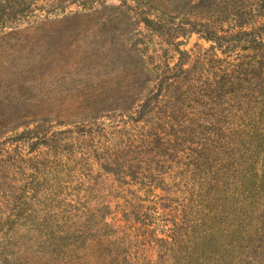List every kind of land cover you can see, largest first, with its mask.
<instances>
[{"label": "rangeland", "instance_id": "374dc122", "mask_svg": "<svg viewBox=\"0 0 264 264\" xmlns=\"http://www.w3.org/2000/svg\"><path fill=\"white\" fill-rule=\"evenodd\" d=\"M101 1L108 9L91 7H125L124 0ZM81 10L75 1L49 12L54 19ZM185 17L214 21L190 11ZM235 18L216 22L224 45L188 29L167 38L173 47L139 20L128 35L125 25H109L111 34L102 43L94 38L88 51L41 39L34 53L0 52V111L7 113L0 264H264V105L245 100L238 85L223 86L220 114L187 113L181 129L175 124L155 139L142 138L145 118H128L158 90L155 65L164 70L183 58L177 49L188 54L186 68L207 70L209 83H226L224 73L249 63L251 47L240 32L257 30L264 17L242 27ZM138 43L143 54L129 60L137 63L121 66ZM141 59L153 74L134 84L130 74ZM89 61L91 76L71 68Z\"/></svg>", "mask_w": 264, "mask_h": 264}, {"label": "trees", "instance_id": "16d2710c", "mask_svg": "<svg viewBox=\"0 0 264 264\" xmlns=\"http://www.w3.org/2000/svg\"><path fill=\"white\" fill-rule=\"evenodd\" d=\"M75 1L80 4L81 12L65 15L62 18L57 16L53 19L50 17L52 11L49 12V10L62 11L65 5ZM132 1L133 5L131 6L129 0H124L125 7L123 9L115 7L113 13H110L107 10L102 11L91 7L94 3V6L100 4L105 8L106 3L104 1L100 3V0H0V52L2 54L7 53V55L34 53L36 49H34L33 44L41 42V39L44 41L65 40L67 49L72 52L75 51V48L88 51L92 47L94 38L98 40L100 35L102 43L106 36L111 34V27L107 28L109 25H125L127 32L124 34L128 35L134 22L139 20H142L146 27L150 28L151 34L154 31H162V38L164 36L166 38L162 40L163 44L167 43L173 47H175V43L169 42L170 39L167 38H176L178 34L187 33L188 29L195 30V33L203 38L210 41L214 39L217 43L224 45L227 37L220 34L222 30L216 23L222 21L224 16L236 17L234 26L239 23V27H242L240 24L264 17V0H199L198 2L193 0L192 2L188 1V3L185 0H178L175 5H170L168 0ZM172 6L176 7L174 11L170 9ZM37 11L44 13L38 16ZM187 11L198 15L209 14V17L214 21L212 24L200 21L193 22L190 18L185 17ZM99 15L102 17L99 18ZM95 18L99 19L97 24H93ZM7 22L16 26L8 28ZM119 22L120 24H118ZM21 23L26 25L24 27L22 25L17 26ZM7 28L10 29L9 32L6 31ZM99 28L100 30H98ZM119 28L112 27V30L114 29L116 32L120 30ZM240 34L246 36L240 41L249 42L252 56L249 63L237 66L233 74L224 73L223 79L226 83L221 79L215 83H209L202 75L207 72L203 67L202 69L205 71L202 72L197 68H186L184 55L188 54L180 51V49L175 51L183 58L174 66L167 64L166 68L162 70L155 65V69H157L155 72L158 75V90L148 96L149 101L138 105L136 111L128 115L131 120L130 123L138 122L143 118L146 119L148 130H143L142 138L155 139V137H161L166 130H176L178 127L175 124H178L181 129L183 124L188 122L186 114L190 112L196 116L205 114L208 117H216L215 113L220 114L222 107V105H218L217 100L226 93L220 89L223 86L238 85L236 89L245 93V100L264 105V24L250 33L243 31ZM141 35H138L137 38H140ZM139 44L141 43L131 48V52L126 50L128 55L125 56V61L122 62L123 65L121 66L127 68L137 63V61L129 60H132V52H136L135 55L143 54L144 48L138 49L143 43L142 45ZM110 59H115V63H121L120 55L118 58L112 55ZM144 60H139L141 67H137L130 74V79L134 84L140 83L141 78L150 72L153 74V70L150 71L144 65L146 63ZM71 68L76 71H84L87 76H91L94 70L91 61L72 63ZM220 81H222V85ZM2 84H4L3 81H0V87ZM218 85L221 86L217 87ZM98 95H104V91H99ZM161 97L167 101H161ZM209 108H213L210 115L205 111ZM187 109H190L189 112H186ZM5 116L7 117V113L0 111V128H4L7 124L1 123ZM180 119L183 120L180 121ZM190 123H196V121ZM142 138L140 144H142Z\"/></svg>", "mask_w": 264, "mask_h": 264}]
</instances>
